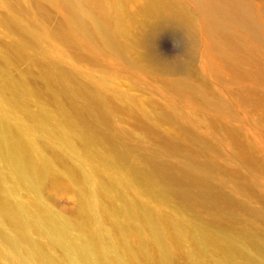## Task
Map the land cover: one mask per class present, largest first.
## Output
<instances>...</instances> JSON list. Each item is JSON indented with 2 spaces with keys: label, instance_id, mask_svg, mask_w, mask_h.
<instances>
[{
  "label": "bare ground",
  "instance_id": "bare-ground-1",
  "mask_svg": "<svg viewBox=\"0 0 264 264\" xmlns=\"http://www.w3.org/2000/svg\"><path fill=\"white\" fill-rule=\"evenodd\" d=\"M47 1L63 10L55 33L90 68L27 55L25 26L14 65L29 59L36 71L13 72L0 49V156L11 167L0 177V257L62 264L42 231L70 264H132L116 240L135 228L146 264H264V0ZM168 35L187 50L160 51ZM60 151L89 167L78 186L98 180L93 191L110 196L100 208L82 190L93 226L60 221L32 195L22 207L33 228L13 208L22 184L62 185Z\"/></svg>",
  "mask_w": 264,
  "mask_h": 264
},
{
  "label": "rangeland",
  "instance_id": "rangeland-1",
  "mask_svg": "<svg viewBox=\"0 0 264 264\" xmlns=\"http://www.w3.org/2000/svg\"><path fill=\"white\" fill-rule=\"evenodd\" d=\"M253 1L260 4V0ZM261 12L262 10L259 8L258 13L260 15ZM47 14L51 15V20L47 17ZM62 17L63 10L61 7L47 0L43 1L41 4H38L36 0H0V49L7 55L8 63L13 72L20 70L24 71L28 68L33 71L37 70L36 67L31 65L29 59L24 60L19 68H16L14 65L20 56L17 46L22 39L16 29L18 26L28 27L35 38L34 43L31 42L26 47L27 55H42L44 51H49L54 59L62 60L66 66L72 68L78 67L85 74L88 72L87 70L90 68V65L86 61H76L74 58L75 52L72 47L68 45L60 35L55 33L56 25ZM35 44H37V47H35ZM185 50H187V44L185 39L180 35H168L160 42V51L167 55L180 54L185 52ZM197 63H201L200 56H198ZM160 99L163 100L164 98L160 97ZM33 108L37 109L35 104H33ZM6 112L10 119L12 114L9 107H6ZM60 153L63 158L57 161V167L62 185L60 187H55L51 182L45 181L40 191L37 192L35 188L22 184L19 192L15 194V204L13 208L17 210L20 217L27 221L28 226L33 228L36 223L29 219L22 207L25 196L32 195L35 197L37 203L55 214L60 221H63L68 215L76 219L82 218L86 221L88 226H93L94 223L91 222L89 214L86 212V203L82 196V190L88 189L94 192V188L98 187L97 179L99 176L94 174V178L97 181L92 186H78L75 181L83 178V175L89 172V167L81 168L75 157L66 159L64 152L60 151ZM224 153L228 155L230 153L229 149H225ZM33 156L39 159V154L36 149L33 150ZM4 161V158L0 156V177L11 172V167L5 164ZM66 168H73L74 172L67 176L65 174ZM110 200V196L107 194L106 190L99 187L98 191L95 193V203L101 208L103 203H109ZM1 218L0 216V219ZM7 225L10 226L9 224ZM111 226L112 221L105 217L101 226L103 228V235L105 238L107 237L112 240L118 237V232L115 230H108V227ZM12 230L13 229H10L11 232ZM35 237L42 240L44 239L43 237H45L47 240L45 242L47 249L55 258L62 264H70L64 255V250L51 242L44 232L39 231V234H36ZM126 238V241L115 240L125 245L124 251L128 253L131 259H134L132 264H146L143 258L145 250V246L143 245H145L144 241L146 238L145 233L131 228ZM4 248L5 245L1 243L0 238V250ZM0 264H17V262L11 261L9 257L2 256L0 257ZM27 264L39 263L35 260H30Z\"/></svg>",
  "mask_w": 264,
  "mask_h": 264
}]
</instances>
